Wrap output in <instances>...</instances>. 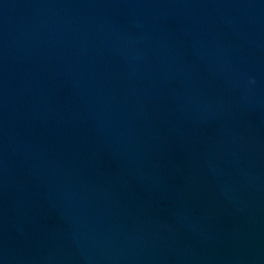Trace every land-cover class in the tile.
<instances>
[{"label":"water","instance_id":"1","mask_svg":"<svg viewBox=\"0 0 264 264\" xmlns=\"http://www.w3.org/2000/svg\"><path fill=\"white\" fill-rule=\"evenodd\" d=\"M0 264H264V0H0Z\"/></svg>","mask_w":264,"mask_h":264}]
</instances>
